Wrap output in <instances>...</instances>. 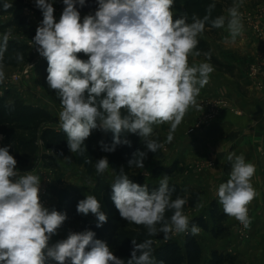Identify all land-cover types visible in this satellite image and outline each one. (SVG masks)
I'll list each match as a JSON object with an SVG mask.
<instances>
[{
  "label": "clouds",
  "instance_id": "clouds-1",
  "mask_svg": "<svg viewBox=\"0 0 264 264\" xmlns=\"http://www.w3.org/2000/svg\"><path fill=\"white\" fill-rule=\"evenodd\" d=\"M62 2L57 22L53 0H35L43 19L31 43L47 61V84L60 100L59 124L72 153H82V145L85 149L84 142L94 129L113 134L111 144L100 141L105 152H114L121 144L131 146L124 138L125 133H131L139 135L147 150L156 153L163 144L149 137L153 125L164 123L170 125L166 142L171 143L188 109L201 107L197 97L214 71L208 62H188L190 55H201L196 50L198 37L206 25L210 29L226 25L233 41L243 31V0H234L227 16L216 18L211 17L212 3L203 18L193 15L191 22L186 15L173 17L174 0H96L94 14L83 19L77 5L83 8L86 0ZM11 7L5 0L3 9ZM11 35L8 30L0 38V61ZM81 53L86 60L79 58ZM205 56L211 59V53ZM23 59L22 54H16L18 62ZM4 80L0 63V83ZM9 147H0V264H156L152 239L141 243L132 239L127 259L116 256L88 229L69 232L67 238L50 245L67 215L44 206L40 176L32 171L21 174ZM146 156L147 152L137 150L128 166L143 168ZM227 159L232 162L231 172L216 195L223 213L248 229V205L258 195L251 182L256 167L246 162L243 154L230 153ZM94 167L102 175L108 171L109 161L100 158ZM174 192L168 175L149 190L147 184L133 182L121 167L111 185V200L121 218L144 226L148 237L162 234L168 241L180 234L199 235L201 228L196 223L190 226L184 213L188 199L178 195L173 199ZM77 212L95 215L97 227L108 220L93 195L78 202Z\"/></svg>",
  "mask_w": 264,
  "mask_h": 264
},
{
  "label": "crops",
  "instance_id": "crops-1",
  "mask_svg": "<svg viewBox=\"0 0 264 264\" xmlns=\"http://www.w3.org/2000/svg\"><path fill=\"white\" fill-rule=\"evenodd\" d=\"M253 1L243 0L244 3L240 8L243 24V31L240 36H237L233 41L230 38L227 27L224 29L223 42L218 43L219 49L223 54L220 52H217L216 55L214 54L223 65L222 67L215 66L203 56L190 55L188 57L190 65L208 62L214 67V71L210 74L209 83L201 89L197 97V102L201 107L199 110L191 107L188 109L182 123L174 133V139L171 143L166 142L170 125L168 123L153 125L154 131H156V134L153 135L162 139L164 159L162 161L156 159L147 160L145 168L139 172V175L144 178V175L150 176L151 180H147L149 183L159 184L157 181L163 178L164 175L153 179V170L157 167L168 169L175 165L177 172L169 178V183H174L185 191L201 192L199 204L209 209L214 203L222 208L216 192L218 186L229 178L232 162L227 159V156L230 153L235 155L243 154L246 162H250L256 167V172L251 182L258 195L248 205V210L255 213L256 208L260 209L264 204V36H258L252 30V24L244 18V15L253 14L256 11ZM253 64H258L261 67L260 76L257 80H253L249 76V71ZM31 83L33 82L29 80L28 89L26 88L28 92L25 91L26 94L24 95V91L18 88L16 90L18 95L24 97L23 99L28 103L27 105L43 108L59 121L61 106L52 97H48L44 89V94L39 92L40 95H35ZM35 96L41 98H36ZM208 98L225 100L228 109L220 114L213 123L203 124V113L207 112V108L202 106L201 101H205ZM57 127H60V124ZM107 135L108 133L104 138ZM0 137H2L0 139V147H4L5 138L2 135ZM43 156L55 157V154L52 151L41 149L39 154L32 159L29 167L21 168L17 166V169L21 174L32 171L34 174L39 175L41 188L52 190L51 209L55 208L57 211L67 213L61 206L66 194L74 196L81 192L80 196L84 193V196L80 197L81 199L83 197L86 198L88 195H93L101 201L97 197L98 184L108 185L111 188L113 182L110 177L106 175L105 178L103 176L100 178L95 176L97 173L91 174L83 164L77 162L76 153L70 151L66 159L57 168L45 166L44 159H42ZM201 163H211L208 164L210 168L199 169L198 167H201ZM149 170V173L144 174ZM59 172L66 175V180L61 186L54 180L55 174ZM78 172L86 175L88 179H92V181L88 180L92 186H87L88 184L84 183L83 177L82 181L78 176L75 177L74 175H77ZM107 172L115 180L116 175L111 170L110 163ZM69 175L75 177L74 181H72L73 177ZM198 205L194 209L198 210ZM75 209H77V206H75ZM189 210L191 209L187 211ZM221 210L223 211V209ZM88 215H91V213ZM67 220L65 223H70ZM253 221L256 222L257 218L253 219ZM71 222L75 224L81 223L77 222V220ZM237 223V220L232 217L227 219L226 227L229 228L231 233L228 241H226L227 239L215 240L212 236L211 239L206 238V240L215 242L220 249H229L238 253L239 244L236 242L235 237ZM92 224L97 225V220ZM64 230L67 233L62 238L63 232L60 233L59 231ZM69 232H71L69 228L62 225L57 234L51 238L50 245L54 244L56 238H67ZM200 233L205 232L201 230ZM195 237L202 243L199 239L202 238L201 234ZM258 241L253 238L251 245H243L240 248L244 247L246 254L249 255L264 254V243Z\"/></svg>",
  "mask_w": 264,
  "mask_h": 264
},
{
  "label": "trees",
  "instance_id": "trees-1",
  "mask_svg": "<svg viewBox=\"0 0 264 264\" xmlns=\"http://www.w3.org/2000/svg\"><path fill=\"white\" fill-rule=\"evenodd\" d=\"M7 1H11V3L14 4L20 2V0ZM229 1L230 0H174L172 11L175 9L179 15H186L188 21L191 22L193 15L203 18L207 14L208 6L215 3V8L211 12V17L216 18L220 15L227 16V14H225V6L228 5ZM232 1L234 0H231V2ZM4 2H0V15L13 13L15 6L12 4V7L5 11L3 9ZM53 2L59 10H63L64 4L62 0H53ZM94 12L91 14H94ZM10 27L15 28L18 34L23 35L29 40H32L35 36V30L26 18L16 16V18L11 21ZM205 31L216 34L218 29H210V27L206 25ZM196 50H198L201 53L200 56H203L205 59H207L205 53H211L205 41H199ZM212 53L211 59L207 60L215 64L217 67H222L223 65L221 62H219L218 58H216ZM79 58L85 60L87 59V57L82 53L79 54ZM12 91L13 90L10 89L5 92L3 97L0 96V135L5 138V146H10L9 152L17 160V166L21 168L29 167L32 159L39 154L41 149L52 151L55 154V157H42V159H44L43 162L45 166L57 168L60 163L66 159L70 152L67 146L66 134L63 133L62 130L57 129V126L59 125L58 119L43 108L34 107L24 104L23 102L16 101V98L13 97L14 92ZM55 95V92L50 94V96L54 99L56 98ZM124 138L130 141L131 146L121 144L116 147L114 152H105L101 149L100 141H103L106 144H111L113 134L108 132L107 137H103L101 139L96 136L93 138L94 140L84 146L85 149L82 145V153H76L78 159L77 162L83 164L85 168L94 175L96 174L94 167L96 161L102 158V156H106L109 159L111 170L116 176L119 175L120 168L124 167V172L130 179L133 180V182L141 185L147 184L149 186V190L157 188L159 184L149 183L143 176L139 175V172L145 168L147 160L156 159L162 161L164 159L162 148H160L156 153L148 151L146 145L144 144V140L137 134L125 133ZM150 139L156 140L162 144V139L158 136L151 135ZM137 150L147 152V156L143 161V168L128 166V161L132 159L133 153ZM176 172L177 170L175 165L168 169L157 167L153 170L152 177L154 179L161 177L162 175H168L170 178ZM169 186L175 188V192L172 197L173 199H175L177 195L188 199V203L185 205L184 211L194 209L200 203L201 192L191 190L185 191L174 183H169ZM80 193L78 195L75 194L74 196L69 194L64 195L61 206L63 210L67 211V219L71 213H77L75 206H77L80 200L85 199V197L82 199L80 198L84 196V193H82L81 196ZM97 197L103 203L102 211H104V209H106L109 213L115 211L116 208L114 202L111 200V188H109L108 185L104 186L98 184ZM209 212V219L203 216L197 217L193 218L191 223H196L202 231L211 234L214 239L226 237L229 233V228L225 225L228 216L225 215L220 206L215 203L212 204ZM171 215V212L166 213L167 217H170ZM79 216L81 217L77 216V222L85 223L83 222L84 215L79 214ZM124 221L129 227L120 228V230L110 228V224L108 225V223H104L102 227H97L96 225L90 224L88 220L86 221V226L89 230L95 232L96 236L99 235V237L105 235L107 232L112 234L109 247L116 256L123 259L130 257L132 239H135L137 243H141L145 239H152L153 258L156 264H160L161 261L163 264H203L204 251L195 236L186 234L183 244L177 243L172 239L164 241L162 234L148 237L144 226L128 223L126 220ZM207 264H236V261L234 257L215 250L212 252L211 258Z\"/></svg>",
  "mask_w": 264,
  "mask_h": 264
},
{
  "label": "rangeland",
  "instance_id": "rangeland-1",
  "mask_svg": "<svg viewBox=\"0 0 264 264\" xmlns=\"http://www.w3.org/2000/svg\"><path fill=\"white\" fill-rule=\"evenodd\" d=\"M4 1L5 0H0V2H4ZM233 2L234 1L231 2V0H230L228 5L225 6V14H227V9L233 4ZM9 3H11V1ZM12 4L15 6V10L13 13H10V14L7 13L5 15H0V38H2L3 34L8 30H11V32H12V35H11V37L7 43V49L4 52L3 60L0 61V63L3 64V68H4V72H5V80H10L14 76H21L19 82H15L14 84H9V87L10 88L12 87L11 90H13L12 92H14L13 97L16 98L15 99L16 101L23 102L24 104H28L23 99L24 97H21L20 95H18L16 90L18 88H20L22 91H24L23 95L26 94L25 91H27L26 88H27V84H29V80H31L33 82V83H31V87H33L35 95L36 94L40 95L39 92H41V93L43 92V94H44V91H46V93L48 94V97H49L50 94H52L54 91L51 90L47 84V80H46V77H47V71H46L47 61H46V59L42 58L35 51V48H33V46H32L31 40L25 38L21 34H18L16 32L15 28L10 27V23L12 20H14V18H16V16L26 18L27 20H29L30 25L33 27V29L35 30V33H36V29H37L38 25L40 24V22L42 21L43 16H42L41 10L36 6L35 0H20V2H18L17 4H14V3H12ZM253 4H255V7H256L255 12H258L259 10L264 8V0H254ZM53 7L55 9L54 16L58 22V18L60 16L62 10H59L56 7V5L54 4V2H53ZM172 12H173L174 18H179L181 16L177 13V11H175V9H173ZM81 19H83V17H81ZM225 28H226V25L224 28L218 29V32L216 34L205 31L202 35H200L198 37V40L199 41H205L210 52L211 53L213 52L212 54L216 55L217 52H220L221 54H223L222 51L219 49L218 43L223 42L224 35H225V31H224ZM0 42H2V40H0ZM17 53H20L23 55V57H24L23 61L18 62L16 60V54ZM227 56H229V55L227 54ZM199 57H202V56H199ZM255 65H257V64H253L251 67H253ZM24 70L28 71V75L26 77L21 75L24 72ZM29 78H31V79H29ZM5 89H6V86L2 87V89L0 88V96L3 97V95L5 93H4V91H3L4 94L1 93V90H5ZM43 89H44V91H43ZM55 97L56 98L55 99L53 98V99L60 105V100L58 99L57 95H55ZM36 98H41V97H36ZM216 101L217 100L214 98H208L205 100V103L206 104L209 102L215 103ZM203 102L204 101L202 100L201 104H203ZM56 106L58 107V105H56ZM203 114H204V117H203L202 121L205 120V115L207 114V112H205ZM57 129L61 130L60 127H57ZM106 134L107 133H105L99 129H95L94 132L92 130L91 135L85 140L84 146L88 145V143L91 142L92 140H94L93 138H95L96 136H98V138L101 139ZM153 134H156V131H154V127H153L152 135ZM208 164H211V163H201V165H200L201 169H204L206 167V165H208ZM208 168H210V166ZM149 172H150V170L148 172H145L144 174L149 173ZM106 175L108 177H110L112 182H114L113 177L109 176V173L107 171L102 175L97 174L95 176H98L100 178L103 176L105 178ZM74 176L75 177L78 176L81 181H82V177H83V180L85 181L84 183L88 184L87 186H92V184L89 183V181H92V179H88V177L86 175H82V174H80V172H78L77 175H74ZM144 176H145L146 180H151L149 175H144ZM70 177H73V176H70ZM70 177H69V179H70ZM75 177H73L72 181H74ZM54 180L57 182V184H59L61 186V184L63 182H65V180H66V175L64 173H61V172H59L58 174L56 173L54 176ZM159 181L160 180H158L157 182H159ZM74 184H76V182H74ZM100 203H101V211H102L103 203L101 201H100ZM262 208L263 207H261L260 209L256 208L255 213L251 210H248V215L251 218V224H250L248 229L243 228V226L237 221L238 223L236 226L237 229L235 231V237H236V242L239 244L238 253L232 252L229 249H220L219 246H216L215 242H213L211 240H206V238L211 239V234L207 233V235H205V233H200L202 238H199V239H200V241H202V243H200V242L199 243H200V245L204 251L203 264H207L209 262V260L211 258V254L215 250H218V251H220L226 255L234 257L236 264H264V254L259 253V255L258 254H250L249 255V254H246V249L244 247L240 248L243 245L244 246L251 245L253 242V238L259 240L258 242L264 243V210ZM209 210L210 209L206 208V207H199L198 210L197 209H191L189 211L185 210L184 213L189 217L190 224H191V220L193 218L203 216V217L209 219V213H210ZM103 212L108 217V220L105 224H107V223H108V225L110 224V228H115L116 230H120V228L122 229V228H128L129 227L128 225L125 224V221L121 218L117 209H115V211H112L111 213H109L106 209H104ZM77 216L81 217V216H79L78 212L76 214L71 213L70 216L68 217V222H70V223H67V225H65L66 223L64 222L63 226L65 225L66 228H69V230L71 232H82L86 229L89 230V228L86 226L87 220L89 221L90 224L95 223V221L97 220V218L93 214L86 215V216L84 215L83 222H85V223H79V224L74 225L71 221L77 220ZM256 218H257V221L254 222L253 219H256ZM225 225H226V223H225ZM59 232L60 233L63 232L62 238L64 237V234L67 233L65 230L59 231ZM200 234L198 236H200ZM185 236H186V234H180V235L173 236L171 239L177 243L183 244ZM230 236H231V233L229 230V233L226 237L221 238V239H215V240L227 239L226 241H228L229 240L228 238ZM243 236H245V237H243ZM96 238L100 239L102 241H105L109 245V243L112 239V234H109L107 232V233H105V235H102L101 237H99V235H97ZM59 240H62V239L56 238L55 242H57ZM48 264H54V262L49 261Z\"/></svg>",
  "mask_w": 264,
  "mask_h": 264
},
{
  "label": "built area",
  "instance_id": "built-area-1",
  "mask_svg": "<svg viewBox=\"0 0 264 264\" xmlns=\"http://www.w3.org/2000/svg\"><path fill=\"white\" fill-rule=\"evenodd\" d=\"M244 18L252 24L253 31L259 36H264V8L259 10L258 12H254L253 14L244 15ZM260 65H255L250 68L249 76L253 80H257L260 76ZM22 76L26 77L28 75V71L24 70L21 74ZM21 76H14L10 80H4L3 83H0V88L6 86L5 90H1V93H5V91L10 90L9 84H14L15 82H19ZM260 87H262L260 85ZM3 93V94H4ZM202 106L207 108V114L205 115V120L202 121L203 124H211L213 123L220 114L228 109V105L225 100H217L215 103H205L203 102ZM209 167L206 165L205 168ZM201 169V167H199ZM51 196L52 190L48 188H41L40 191V199L41 202L44 204L45 207L51 209ZM264 210V205H263Z\"/></svg>",
  "mask_w": 264,
  "mask_h": 264
},
{
  "label": "water",
  "instance_id": "water-1",
  "mask_svg": "<svg viewBox=\"0 0 264 264\" xmlns=\"http://www.w3.org/2000/svg\"><path fill=\"white\" fill-rule=\"evenodd\" d=\"M98 7L96 0H86V4L83 8H81L79 5H77V10L80 11L81 17H84L85 15L91 14L96 10ZM63 11V10H62ZM62 14V12H61ZM60 14V16H61ZM59 16V18H60ZM58 18V21H59Z\"/></svg>",
  "mask_w": 264,
  "mask_h": 264
}]
</instances>
